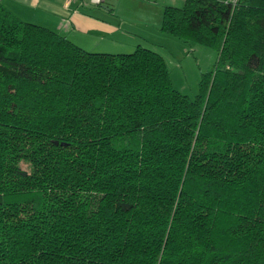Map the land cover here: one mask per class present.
<instances>
[{
  "label": "trees",
  "instance_id": "obj_1",
  "mask_svg": "<svg viewBox=\"0 0 264 264\" xmlns=\"http://www.w3.org/2000/svg\"><path fill=\"white\" fill-rule=\"evenodd\" d=\"M226 1L164 7L217 53L194 98L0 1V264H264V0Z\"/></svg>",
  "mask_w": 264,
  "mask_h": 264
},
{
  "label": "crops",
  "instance_id": "obj_2",
  "mask_svg": "<svg viewBox=\"0 0 264 264\" xmlns=\"http://www.w3.org/2000/svg\"><path fill=\"white\" fill-rule=\"evenodd\" d=\"M0 1L20 20L47 28L86 51L103 50L100 52L120 51L124 41L135 34L134 24L127 23L130 11L149 12L160 29L164 7L176 6L173 0H106L99 7L91 6L87 0ZM149 26L153 24H144V28ZM179 55L182 57V53ZM166 63L170 70L169 61Z\"/></svg>",
  "mask_w": 264,
  "mask_h": 264
},
{
  "label": "rangeland",
  "instance_id": "obj_3",
  "mask_svg": "<svg viewBox=\"0 0 264 264\" xmlns=\"http://www.w3.org/2000/svg\"><path fill=\"white\" fill-rule=\"evenodd\" d=\"M173 1L176 3L175 7H183L185 3V0ZM129 17L131 20L129 19L127 23H133L136 28L132 31L136 32L124 41L126 43H123V48L120 51H87L112 54L132 53L138 45L152 49L169 61L173 87L182 94L194 98L199 91L201 73L207 72L214 66L217 60V53L207 47L184 42L171 35L161 33L156 21L145 10H132ZM150 22L153 26L144 28V24H149ZM179 52L182 53V57ZM180 64L181 67H179Z\"/></svg>",
  "mask_w": 264,
  "mask_h": 264
},
{
  "label": "built area",
  "instance_id": "obj_4",
  "mask_svg": "<svg viewBox=\"0 0 264 264\" xmlns=\"http://www.w3.org/2000/svg\"><path fill=\"white\" fill-rule=\"evenodd\" d=\"M91 6H103L106 0H87ZM238 0H227L226 2L236 4Z\"/></svg>",
  "mask_w": 264,
  "mask_h": 264
}]
</instances>
